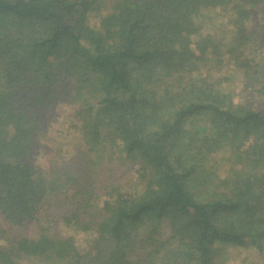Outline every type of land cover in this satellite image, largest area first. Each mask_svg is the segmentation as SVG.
I'll list each match as a JSON object with an SVG mask.
<instances>
[{
    "label": "trees",
    "instance_id": "trees-1",
    "mask_svg": "<svg viewBox=\"0 0 264 264\" xmlns=\"http://www.w3.org/2000/svg\"><path fill=\"white\" fill-rule=\"evenodd\" d=\"M237 247L264 249V0H0V264Z\"/></svg>",
    "mask_w": 264,
    "mask_h": 264
},
{
    "label": "rangeland",
    "instance_id": "rangeland-1",
    "mask_svg": "<svg viewBox=\"0 0 264 264\" xmlns=\"http://www.w3.org/2000/svg\"><path fill=\"white\" fill-rule=\"evenodd\" d=\"M69 111V110H68ZM67 111V112H68ZM64 115L61 114V116L59 117V122L57 124V126L62 127V123L64 122ZM55 129L53 130L54 133ZM49 135H53L52 132H46V136L44 138V140H46L48 138ZM50 144L49 143H43L42 145L39 146V153H46V149L48 148ZM39 161V160H38ZM43 165H46V163H44ZM32 225L26 226L24 228H22V232L27 234V235H34L35 233V229ZM238 250L231 248L230 252H231V256H232V261L230 264H264V249L262 252H259L257 249L254 248H244V247H237ZM239 250L241 251V254L238 253ZM250 255L249 259L245 262H242V258L246 257Z\"/></svg>",
    "mask_w": 264,
    "mask_h": 264
}]
</instances>
